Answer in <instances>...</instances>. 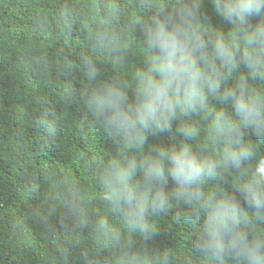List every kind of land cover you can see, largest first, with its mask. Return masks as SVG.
Segmentation results:
<instances>
[{
    "label": "clouds",
    "instance_id": "clouds-1",
    "mask_svg": "<svg viewBox=\"0 0 264 264\" xmlns=\"http://www.w3.org/2000/svg\"><path fill=\"white\" fill-rule=\"evenodd\" d=\"M210 2L227 28L206 19L204 0H177L170 14L159 5L134 83L82 93L108 140L130 153L107 164L102 198L145 242L183 206L173 220L194 226L191 245L206 264H264V0ZM84 72L100 76L88 61ZM194 118L207 126L203 145ZM162 137L169 142L149 143ZM96 228L120 243L106 218Z\"/></svg>",
    "mask_w": 264,
    "mask_h": 264
},
{
    "label": "trees",
    "instance_id": "trees-1",
    "mask_svg": "<svg viewBox=\"0 0 264 264\" xmlns=\"http://www.w3.org/2000/svg\"><path fill=\"white\" fill-rule=\"evenodd\" d=\"M176 3L0 0V264H162L166 252L170 264H206L191 245L194 226L173 220L183 206L158 218L159 234L147 242L111 214L101 177L111 160L130 153L108 140L82 98L103 83H134L144 27L159 5L170 14ZM204 10L227 28L210 0ZM85 61L100 72L94 82ZM194 122L203 145L207 126ZM105 218L119 230L118 245L97 231Z\"/></svg>",
    "mask_w": 264,
    "mask_h": 264
}]
</instances>
